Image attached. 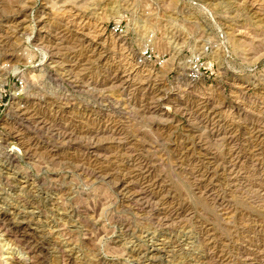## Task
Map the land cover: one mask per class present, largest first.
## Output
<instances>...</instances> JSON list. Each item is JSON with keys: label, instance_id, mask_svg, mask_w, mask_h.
<instances>
[{"label": "rangeland", "instance_id": "1", "mask_svg": "<svg viewBox=\"0 0 264 264\" xmlns=\"http://www.w3.org/2000/svg\"><path fill=\"white\" fill-rule=\"evenodd\" d=\"M6 62L0 264H264V0H0Z\"/></svg>", "mask_w": 264, "mask_h": 264}, {"label": "built area", "instance_id": "2", "mask_svg": "<svg viewBox=\"0 0 264 264\" xmlns=\"http://www.w3.org/2000/svg\"><path fill=\"white\" fill-rule=\"evenodd\" d=\"M110 32L114 35H122L126 32V28L122 25V21L115 22L110 27ZM150 50L148 48L140 54V56L135 60L136 64L139 66H143L146 63H149L151 60V55L149 54ZM163 61L157 59L155 61V66H162ZM26 66H14L9 62L3 63L0 66V107L3 105L2 102L5 97L18 99L19 97H23L28 88L26 73ZM4 75V77H3ZM3 77V79H2ZM200 73L196 67H192L189 74V79L191 81H195L199 79ZM7 78V79H6ZM10 80L9 83H7ZM5 81V82H4ZM0 112L1 109H0Z\"/></svg>", "mask_w": 264, "mask_h": 264}, {"label": "bare ground", "instance_id": "3", "mask_svg": "<svg viewBox=\"0 0 264 264\" xmlns=\"http://www.w3.org/2000/svg\"><path fill=\"white\" fill-rule=\"evenodd\" d=\"M24 108V107H23Z\"/></svg>", "mask_w": 264, "mask_h": 264}]
</instances>
